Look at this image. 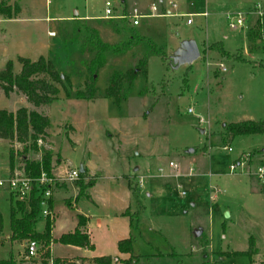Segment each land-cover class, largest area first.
I'll return each instance as SVG.
<instances>
[{
	"label": "rangeland",
	"instance_id": "374dc122",
	"mask_svg": "<svg viewBox=\"0 0 264 264\" xmlns=\"http://www.w3.org/2000/svg\"><path fill=\"white\" fill-rule=\"evenodd\" d=\"M9 1H16L20 12L14 18L0 15V68L10 59L17 72L18 55L35 59L41 54L66 75L64 84L71 93L84 89L92 49L71 24L74 17L86 18L108 42L134 30L142 33L164 56L148 52L144 42L108 55L97 70L94 96L88 98L67 97L56 83L55 98L35 107L49 118L35 152H22L14 139H0V177L28 175L24 159H38L41 149L47 148L52 153L51 174L62 177L66 167L85 164L81 180H94L87 188L89 197L75 198L78 178L55 179L50 238L46 242L32 237L38 244L35 256L26 254V239L9 238L14 198L0 187V257L11 253L22 264H55V257L94 264L88 255L101 254L110 255V264H251L249 255L233 251L247 250L252 236V262L264 264V186L254 172L257 165H264V133L221 137L227 122L264 119V40L251 43L248 38L258 18L264 38V0H109L114 14H126L132 7L145 13L152 2L159 8L167 1L176 3V15L144 16L136 25L123 16H112L115 21L109 22L105 0ZM257 3L261 15L254 12ZM237 11L246 14V21L232 28L225 15ZM187 17L190 23L185 22ZM186 38L195 41L199 54L174 66L173 50ZM214 41H221L230 56L210 49ZM143 52L146 80L137 75L130 85L123 81L124 95L114 104L103 96L109 72L133 65ZM20 105L33 108L20 92L4 93L0 88V108L14 110ZM8 147L13 165L7 171ZM22 202L27 209V200ZM124 206L122 214L115 213ZM40 209L37 231L43 230L46 219ZM78 213L84 219L88 216L93 244L89 249L57 240L73 227ZM128 235L130 251L119 252L116 240Z\"/></svg>",
	"mask_w": 264,
	"mask_h": 264
},
{
	"label": "trees",
	"instance_id": "16d2710c",
	"mask_svg": "<svg viewBox=\"0 0 264 264\" xmlns=\"http://www.w3.org/2000/svg\"><path fill=\"white\" fill-rule=\"evenodd\" d=\"M20 12V6L16 1L0 0V15L4 18H14ZM109 22H114L115 19L107 17ZM123 21V20H122ZM75 23L76 28L85 38L87 45L92 49L91 55L86 62V70L88 73V82L84 89H76L73 93L64 84L67 77L58 72L51 61L47 60L43 55L39 54L35 59L27 56L18 55L17 60L20 67L17 72L12 71V61L7 59L0 68V88L4 93L15 89L20 92L25 100L29 102L33 108H28L24 105L16 107L14 110L0 108V138L16 140L21 143L22 152L28 150H38L37 141L46 133L49 124V118L35 109L36 106L42 103H50L58 91V83L67 97L74 96L77 98H88L94 96L96 85L95 79L98 68L106 64L108 55H118L132 49L139 43L144 42L148 52L158 54L163 58L164 54L158 49L150 37L138 33L135 30L127 36L119 38L114 42H108L101 38L98 29L86 23V18L74 17L71 19ZM112 25V24H111ZM115 31H120L116 26L112 25ZM262 25L260 18L256 19L250 26L248 38L251 43L264 40L262 34ZM253 45V44H252ZM209 48L220 52L224 56H230L231 53L223 47L221 41L209 43ZM140 75L144 80L147 78V54L140 53L133 65L127 68L112 69L106 80V85L103 88V96L110 97L114 104H118L123 97V81L126 85H130L132 80ZM140 93V91H139ZM264 133V119L243 118L236 121H230L224 124L221 131L223 140L233 137L237 134ZM13 151L8 147V167L13 165ZM51 157L52 153L47 148H42L40 157L24 159V170L30 176H36L39 171L43 170L46 174H51ZM85 168L82 166L78 174L77 190L75 198L79 196L89 197L87 188L92 185L93 178L81 180L84 176ZM50 202V201H49ZM69 204L68 201H66ZM14 206L10 205L9 212V238L11 240L20 241L32 237H40L44 241L50 238L51 222L46 217L44 228L41 231L35 230L36 215L38 212L37 199L33 198L32 194L27 200V209L21 200L14 199ZM19 214H16V212ZM17 212V213H18ZM85 219L81 214H77L76 225L71 231H65L59 234L57 240L64 244H72L91 248L93 244L89 240L88 234L83 231L82 226ZM1 216H0V231H1ZM131 235L120 238L116 241V248L119 252H129L132 243ZM250 247L244 251L235 250L233 253H245L249 255L251 264L252 254L254 253L253 237H249ZM45 244V242H44ZM47 244V243H46ZM47 256V249H43ZM94 264H110L111 257L109 254L94 255L87 257ZM129 259V258H128ZM55 264H73L66 258L55 257ZM52 263V262H51ZM0 264H22L11 253L6 257H0Z\"/></svg>",
	"mask_w": 264,
	"mask_h": 264
},
{
	"label": "built area",
	"instance_id": "2783aa9c",
	"mask_svg": "<svg viewBox=\"0 0 264 264\" xmlns=\"http://www.w3.org/2000/svg\"><path fill=\"white\" fill-rule=\"evenodd\" d=\"M176 8L177 5L174 1H167V3L162 7L159 8L157 3L152 2L148 6L147 12H139L135 7H132L131 10H129L126 14H114L113 8L111 5V2L109 0L104 1V16L112 17H126L127 21L130 22L131 25L138 24L141 17L144 16H154V15H176ZM262 9L260 3H257L255 13L261 15ZM227 18V24L232 27L236 28L238 26H242L244 22L246 21V14L242 12H230L226 15ZM186 23H190V17H187L185 19ZM206 65H209L208 62H206ZM218 66L222 70H225L226 67L223 63H218ZM188 111L190 108L187 109ZM224 147H227L228 149H231L230 146L224 145ZM242 163V162H237ZM169 165H172L175 167L173 161H168ZM236 164L233 163L230 165V169H235ZM160 170V168H158ZM255 174L257 178L263 183L264 186V165L260 164L257 165L255 168ZM79 174V167H66L65 171L63 172L62 177H57L53 174H46L45 171L41 170L36 176H28L24 174H8L7 176L0 177V187L6 188L9 191V194L12 196V198L17 200H28L30 195L32 194L33 198L37 199V206L38 210L40 209L39 206L42 205L43 207L40 209L41 214L48 219L53 218V213L51 211L50 206V195L51 191L55 187L57 179L58 181L62 179H76L78 178ZM140 181V180H139ZM184 192L181 191V194ZM37 248L38 244L37 241L33 238H28L25 240V251L28 256H35L37 255ZM51 262V261H50Z\"/></svg>",
	"mask_w": 264,
	"mask_h": 264
},
{
	"label": "water",
	"instance_id": "95a60500",
	"mask_svg": "<svg viewBox=\"0 0 264 264\" xmlns=\"http://www.w3.org/2000/svg\"><path fill=\"white\" fill-rule=\"evenodd\" d=\"M199 54L198 47L192 38L183 39L178 47L173 50L171 59L173 65L176 66L180 63H188L194 60ZM190 150V149H189ZM79 166V171L81 170Z\"/></svg>",
	"mask_w": 264,
	"mask_h": 264
},
{
	"label": "crops",
	"instance_id": "0c3cea01",
	"mask_svg": "<svg viewBox=\"0 0 264 264\" xmlns=\"http://www.w3.org/2000/svg\"><path fill=\"white\" fill-rule=\"evenodd\" d=\"M112 8H114V6H112ZM177 12V11H176ZM32 59V58H31ZM0 139H3V138H0ZM3 140H6V139H3ZM8 160V159H7ZM84 165V168L86 169V166H85V164H83ZM81 166V165H80ZM8 169H9V167L7 166V171H8ZM132 169L133 170H135V173H136V170H138V168H137V166H133L132 167ZM87 170V169H86ZM77 190V189H76ZM125 207H127V206H124V207H121V208H119V209H117V212H115L116 214L118 213V214H122V213H120V210H124V208ZM129 207V206H128ZM130 209V208H129ZM78 214H80V213H78ZM83 215V214H82ZM85 215V214H84ZM87 218L85 219V222H84V224H83V226H82V229H83V231H85L87 234H88V236L90 235L89 234V230H88V228H87V220H88V216L87 215H85ZM76 221H77V219H76ZM76 221H75V223H74V225H73V227L71 228V229H69V230H67V231H71L73 228H74V226L76 225ZM129 224V223H128ZM52 227V226H51ZM130 227V226H129ZM51 232V231H50ZM62 233V232H61ZM59 236V235H58ZM89 238H90V236H89ZM118 239H120V238H118ZM117 239V240H118ZM116 240V241H117ZM91 241V240H90ZM72 245V244H71ZM82 247V246H81ZM84 248V247H83ZM84 249H89V248H84ZM102 255V254H101ZM88 256H90V255H88ZM92 256H94V255H92ZM62 257V256H61ZM65 257V256H64Z\"/></svg>",
	"mask_w": 264,
	"mask_h": 264
}]
</instances>
